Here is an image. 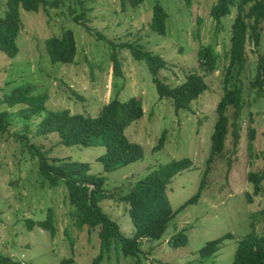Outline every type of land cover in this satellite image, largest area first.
Instances as JSON below:
<instances>
[{
	"label": "rangeland",
	"instance_id": "374dc122",
	"mask_svg": "<svg viewBox=\"0 0 264 264\" xmlns=\"http://www.w3.org/2000/svg\"><path fill=\"white\" fill-rule=\"evenodd\" d=\"M51 3L55 0H47ZM217 0H145L135 8L121 9L118 0H57L58 7H41L38 12L21 11V28L13 58L0 51V113L8 114V133L0 134V264H93L99 253L97 228L79 231L71 216L63 185L51 186L39 173L38 160L28 145L47 151L49 158L89 165L91 174L103 175L111 195L99 206L115 221L124 236L134 231L121 196L154 168L179 160L189 167L169 183L167 197L172 210L181 208L158 241L140 240L137 258L124 257L114 250L100 264H230L237 242L249 234L264 235V180L257 195L248 181L251 172L264 169V87L250 88L258 55H264V21L257 47L245 46L246 65L240 75L241 113L229 119L225 147L208 166L203 190L196 194L210 156L211 135L217 119L216 107L223 96L222 55L230 48L231 25L236 14L231 8L221 28L210 9ZM167 13L164 36L148 24L154 5ZM5 0H0V16ZM83 13L84 20L75 17ZM70 31L75 39L74 61L52 63L45 42ZM132 44L160 56L164 67L158 78L168 86L182 83L190 73L201 75L208 90L189 108L175 111L170 99H159L144 61L133 59L124 45ZM210 46L219 54L217 66L205 71L197 53ZM119 74L113 72V57ZM31 86L29 96H43L44 111L26 112L29 107L5 101L13 90ZM117 96L120 102L139 97L142 116L125 129L129 141L140 145L143 158L118 170L104 172L96 158L103 147L65 146L56 134L40 135L37 124L50 111L96 116ZM238 126L237 141L231 123ZM251 130H253L251 138ZM164 134V144L155 149ZM50 217L54 234L38 224ZM34 222L28 231L26 221ZM183 231L185 246L174 248L170 240ZM231 234L221 248L208 258L199 257L210 240ZM4 258L7 260L4 261Z\"/></svg>",
	"mask_w": 264,
	"mask_h": 264
},
{
	"label": "trees",
	"instance_id": "16d2710c",
	"mask_svg": "<svg viewBox=\"0 0 264 264\" xmlns=\"http://www.w3.org/2000/svg\"><path fill=\"white\" fill-rule=\"evenodd\" d=\"M57 0H5V10L0 16V51L7 57H15L18 52L17 37L21 28V11L38 12L41 7H58ZM122 10L135 8L145 0H118ZM231 8L236 14L231 25L230 48L222 55L223 89L222 98L217 104V119L211 135L210 156L206 161V169L200 179L196 194L184 203H195L204 187L208 166L215 155L222 153L228 132L229 119L226 115L229 107L233 108L234 118L241 113V82L240 75L246 65L245 46L251 42L257 47L260 40V25L264 21V0H217L211 7L210 14L217 26L221 28L222 19L228 16ZM84 18L83 13L75 17L77 22ZM166 11L158 4L152 8V16L148 27L155 33L164 36L166 33ZM47 55L52 63H72L76 54L75 39L70 31H64L60 37H49L45 42ZM129 49L133 59L144 61L155 85L159 99H170L175 111L189 108L191 102L208 90L204 78L197 73H190L185 80L176 85L168 86L158 78L159 69L164 67L163 59L141 47L132 44L124 45ZM256 67L250 69L254 77L250 80V88L261 92L264 87V55H258ZM219 54L210 47L202 46L197 53L199 66L210 71L217 66ZM113 72L119 74V63L113 57ZM211 69V70H210ZM31 86H21L12 91L5 101L10 107L16 104L28 106L26 112L40 114L44 111L43 96H29ZM142 116V103L139 97H132L120 102L117 96L94 116L70 114L68 111H50L36 126L40 135L56 134L60 143L65 146L84 145L103 147L104 152L96 160L102 165L104 172H112L143 158L140 145L129 141L125 129ZM8 114L0 113V134L8 133ZM235 140L238 139V126L231 123ZM253 130H251L252 138ZM164 144V134L158 140L155 149ZM28 148L37 158L39 173L51 186L63 185L68 205L72 208L71 216L79 231L85 227L97 228L99 253L93 264H100L103 256L114 250L124 257L137 258L141 252L140 240L158 241L166 232L167 226L181 209L172 210L167 197V189L172 178L180 171L189 167L188 160H179L160 165L138 179L128 193L118 199L127 204V213L134 231L131 237L124 236L118 224L111 220L99 206L103 199L111 195L105 188V177L91 174L89 165L75 161L49 158L48 152L34 144ZM264 169L260 173L251 172L248 181L253 185V193L262 191ZM264 216V209L262 210ZM28 231L34 228V222L26 221ZM42 229L54 234L53 222L50 217L40 224ZM232 238L226 234L208 241L199 251V257L208 258L215 254L223 241ZM187 244L183 231L178 232L170 240V245L179 248ZM7 258H4V261ZM65 261L62 264H65ZM230 264H264V235L249 234L237 242L233 260Z\"/></svg>",
	"mask_w": 264,
	"mask_h": 264
}]
</instances>
